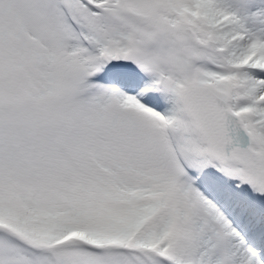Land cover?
Listing matches in <instances>:
<instances>
[{"label":"snow or ice","instance_id":"1","mask_svg":"<svg viewBox=\"0 0 264 264\" xmlns=\"http://www.w3.org/2000/svg\"><path fill=\"white\" fill-rule=\"evenodd\" d=\"M0 264H264V0H0Z\"/></svg>","mask_w":264,"mask_h":264}]
</instances>
